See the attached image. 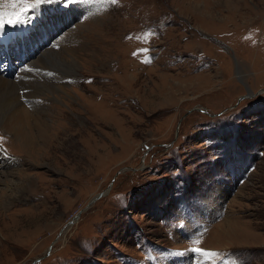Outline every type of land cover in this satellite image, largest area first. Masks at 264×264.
Masks as SVG:
<instances>
[{"label": "rangeland", "instance_id": "obj_1", "mask_svg": "<svg viewBox=\"0 0 264 264\" xmlns=\"http://www.w3.org/2000/svg\"><path fill=\"white\" fill-rule=\"evenodd\" d=\"M229 1L51 0L0 32L52 135L33 161L0 128V264H264V0Z\"/></svg>", "mask_w": 264, "mask_h": 264}, {"label": "bare ground", "instance_id": "obj_2", "mask_svg": "<svg viewBox=\"0 0 264 264\" xmlns=\"http://www.w3.org/2000/svg\"><path fill=\"white\" fill-rule=\"evenodd\" d=\"M6 69L7 68L5 69L3 68V70ZM19 71H21V69ZM63 74H65V72ZM69 74L70 77L72 75H75L74 70L71 69ZM7 77L8 76L6 74L3 73L0 74V92H10L12 94V97L10 101L0 104V128L3 129L6 134H9L11 136L10 138L13 144H16L17 146L22 148V152L26 153L28 159L30 158L33 159L31 154L33 152L37 153L41 151L42 150L41 148L43 147H47L52 139V135L50 133L51 128L46 123L47 121L44 120V118L46 117L45 116L46 112H44L42 109H40V111H35V110L33 111V109L31 108L34 106H38L37 104L34 103V99H36V97L38 96L41 87L39 86L37 88L35 87L31 89L30 92L31 95H29V93L27 92H26L27 94H25L24 91L30 89H27L26 86L21 84V81L24 77V72L22 71L19 72V74L17 75L14 81L8 80ZM24 88H26V90H24ZM60 89H61L60 86L55 84L54 85L50 84V86L47 87L46 90L50 94H53L54 92L59 91ZM28 99H32V104L31 103L29 104ZM5 175H7V173H1L0 176L4 177ZM23 179L26 180L25 177H23ZM0 182H2L1 177H0ZM223 230L221 228L220 232H222ZM231 233H232L231 229H227L226 231H223V234L231 235ZM174 263L177 264V261H175Z\"/></svg>", "mask_w": 264, "mask_h": 264}, {"label": "snow or ice", "instance_id": "obj_3", "mask_svg": "<svg viewBox=\"0 0 264 264\" xmlns=\"http://www.w3.org/2000/svg\"><path fill=\"white\" fill-rule=\"evenodd\" d=\"M50 2L51 0H11V8L13 10L10 12L0 11V32H3L6 27H15L24 24L30 12L38 11L40 5ZM101 2H104V0H101ZM110 2L115 4L116 0H110ZM64 4L68 6L69 0H64ZM148 35L149 33H145V40L148 38ZM145 62L148 61L146 60ZM49 75H51V73H49ZM195 243L199 244V240L195 241ZM193 251L199 253L205 262L219 255L218 253L199 247L193 249Z\"/></svg>", "mask_w": 264, "mask_h": 264}, {"label": "crops", "instance_id": "obj_4", "mask_svg": "<svg viewBox=\"0 0 264 264\" xmlns=\"http://www.w3.org/2000/svg\"><path fill=\"white\" fill-rule=\"evenodd\" d=\"M226 2H227V3H230L229 0H226ZM232 4H233V3H232ZM233 6H235V5L233 4ZM231 10L236 11L237 9L232 8V9L228 10V12L231 11ZM204 11H208V13L211 14L213 10L211 9V10H204ZM226 13H227V12H226ZM236 13H237V12H236ZM227 14H230V16L232 17V14H233V13H227ZM203 15H204V14H203ZM204 17H207V15H206V16L204 15ZM208 17H209V16H208ZM221 18L224 19V17H221ZM207 19H208V18H207Z\"/></svg>", "mask_w": 264, "mask_h": 264}, {"label": "water", "instance_id": "obj_5", "mask_svg": "<svg viewBox=\"0 0 264 264\" xmlns=\"http://www.w3.org/2000/svg\"><path fill=\"white\" fill-rule=\"evenodd\" d=\"M94 199H96V198L94 197L93 200L90 203H92L94 201ZM75 218H78V217L76 216Z\"/></svg>", "mask_w": 264, "mask_h": 264}]
</instances>
